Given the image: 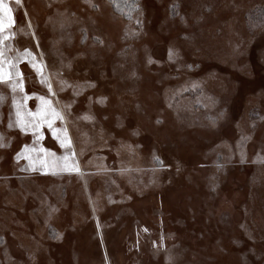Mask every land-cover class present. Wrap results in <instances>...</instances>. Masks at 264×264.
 <instances>
[{"label": "rangeland", "instance_id": "1", "mask_svg": "<svg viewBox=\"0 0 264 264\" xmlns=\"http://www.w3.org/2000/svg\"><path fill=\"white\" fill-rule=\"evenodd\" d=\"M4 3L0 264H264V0Z\"/></svg>", "mask_w": 264, "mask_h": 264}, {"label": "snow or ice", "instance_id": "2", "mask_svg": "<svg viewBox=\"0 0 264 264\" xmlns=\"http://www.w3.org/2000/svg\"><path fill=\"white\" fill-rule=\"evenodd\" d=\"M16 3L19 4L20 0H16ZM0 11H2L5 15H7V19L9 23L12 22V16L9 14L11 10L7 7V5L4 3V0H0ZM4 20L2 17H0V29L4 28ZM2 55V53H0ZM171 59V56H170ZM151 63V60H149ZM30 66L33 67L34 69H39L37 68V65L34 62L30 61ZM12 67H15V65H12ZM188 67H192L191 65H188ZM22 74L17 70L15 73H12L11 71L5 72L2 64H0V83H3L8 80H12L14 78H19L21 77ZM43 82V81H42ZM15 88H19L20 91L23 92V82L22 79L14 85ZM49 90L50 86H49ZM29 99L28 95L24 96V100L27 101ZM38 100L40 101V104L38 105L37 108V113L36 115H39L41 117V123H46L48 126L49 131L51 132L52 136L54 139H57L58 142L60 143L61 147H70L71 142L67 137V132L66 129H57L53 126V121L54 119H63V117L55 112L54 110L51 111V119L47 118L49 113L47 111V106L49 105V102L44 98V97H38ZM221 116L223 113L220 114ZM17 116L18 118L20 117V111H19V106H17ZM20 126L22 131H32L33 136L35 137V141L38 143L40 140L43 139V134L39 131L40 125H36V127H32L30 124L24 123L22 120L19 121ZM63 133V135H61ZM39 151L44 152L45 155H49V150L40 148ZM20 154H18L19 157ZM54 155V154H53ZM70 157L65 156L63 158L64 163L59 164L56 160L49 161L47 159H41L39 160V164L41 166L42 174H48V171L51 170L53 173L59 171V172H74V171H79L78 166L74 164H70L69 161Z\"/></svg>", "mask_w": 264, "mask_h": 264}, {"label": "trees", "instance_id": "3", "mask_svg": "<svg viewBox=\"0 0 264 264\" xmlns=\"http://www.w3.org/2000/svg\"><path fill=\"white\" fill-rule=\"evenodd\" d=\"M110 2V6L114 10H119L121 12H125V19H130L132 17V13L134 12V4L136 0H108Z\"/></svg>", "mask_w": 264, "mask_h": 264}]
</instances>
